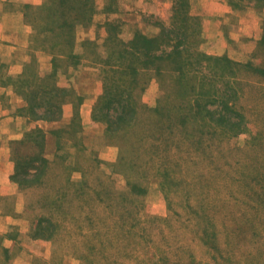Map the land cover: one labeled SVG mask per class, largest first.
Returning a JSON list of instances; mask_svg holds the SVG:
<instances>
[{
  "label": "rangeland",
  "instance_id": "1",
  "mask_svg": "<svg viewBox=\"0 0 264 264\" xmlns=\"http://www.w3.org/2000/svg\"><path fill=\"white\" fill-rule=\"evenodd\" d=\"M91 1L92 17L108 19L77 24L65 37L67 56L55 62L70 93L62 118L29 114L45 130L51 162L41 184L21 190L12 179L19 195L1 200L0 264H264V0L237 3L239 15L210 44L194 0H166L158 16L142 12L153 27L146 31L124 21L135 5ZM41 10H30L32 20ZM143 34L160 37L154 54L182 56L152 55L146 68L128 54L117 65L112 49L135 53ZM198 52L238 62L225 68ZM185 62L190 74L182 76ZM183 80L191 91L179 90ZM35 91L44 100L60 93ZM190 103L193 110L181 109ZM158 106L172 111L171 127ZM121 116L135 123L115 131ZM14 163L20 179L39 176ZM42 217L48 238L34 236Z\"/></svg>",
  "mask_w": 264,
  "mask_h": 264
},
{
  "label": "crops",
  "instance_id": "2",
  "mask_svg": "<svg viewBox=\"0 0 264 264\" xmlns=\"http://www.w3.org/2000/svg\"><path fill=\"white\" fill-rule=\"evenodd\" d=\"M249 1L194 0L195 4L200 6L199 12L206 22L205 36L207 39L205 44H210V37L223 38L225 34L223 30H220L221 25H225L228 23L227 20L239 15V11L234 9L237 3L247 6ZM99 2L102 5L106 3V0H99ZM118 2L125 6L135 5V8L128 7L125 10L124 21L132 22L133 25L145 29L144 31L152 30L153 27L146 25V22L143 21L142 12L162 15L164 6L168 4L166 0H118ZM50 4H53V1L0 0V202L3 198L19 195V186L12 181L15 171L12 142L25 137L28 130L38 125L37 122L31 120L27 113L29 100L26 94L18 89V84L24 80L25 83L27 82L29 63L34 58L38 60L37 65L41 73L55 69V56L52 50L44 49L46 46L43 47L42 44H37L35 41L39 30L35 27L30 14L32 8ZM253 4L252 1L249 6ZM101 5L100 7H102ZM248 8L249 14L257 11L252 6ZM133 11L136 12L133 13ZM99 16L100 13L93 15L87 24H90L92 19L94 23H97ZM107 16V13H103L99 19L105 20ZM228 35L232 37L231 43L226 44L230 49L235 39V33L229 32ZM77 40L80 42V39ZM229 49H225L224 52ZM210 52L218 53L211 50ZM57 76L59 79V72ZM58 84H61L60 81ZM42 124L40 125L42 126Z\"/></svg>",
  "mask_w": 264,
  "mask_h": 264
},
{
  "label": "trees",
  "instance_id": "3",
  "mask_svg": "<svg viewBox=\"0 0 264 264\" xmlns=\"http://www.w3.org/2000/svg\"><path fill=\"white\" fill-rule=\"evenodd\" d=\"M53 1V4L50 5H44V6H38L34 9L37 10L41 8V13L36 12V18L35 20L42 21V26L39 29L38 34L35 36V41H37V44H42L44 49L47 48L52 50V53L54 54V62H56L57 59H60V57L64 58L67 56L65 51L68 50V48H65V37H73L74 36V28L77 24H87L89 20L92 18L93 11V2L91 0H51ZM33 21V22H34ZM36 27V22L34 23ZM160 37H153L148 35H142L141 40L137 42V45H135V53H132L130 51H127L126 47L120 48H113L112 49V55L116 57L118 60L117 65H121L124 63V59H126V56L132 55L136 57V60L143 63L146 68H148V63L150 61L151 63V56L153 55L157 59H163V58H169L171 61L176 62V58L182 56V51L177 50L174 52H167V49L163 48L162 51L158 54H154L153 52L156 49H153V42H156ZM68 42V41H67ZM116 44V43H115ZM159 49V48H158ZM141 55H143L144 60H141ZM198 55L201 56V58L210 61L212 63L218 62H224L222 65H224L225 68L227 66H230V63L237 64L238 61H233L229 59L227 56H214V55H208L203 52H198ZM183 62V61H182ZM181 62V63H182ZM185 67L179 66L177 69L181 70L180 73L182 76L189 75L190 72L186 69L188 66V63L185 62ZM29 73H27L26 77V83L25 80L22 83L18 84V89L26 94V97L29 100V106L27 108V113L31 115V117L36 119H43V120H58L61 119L63 114V105L68 101L66 96H69L70 93L68 92V89L64 86H60L58 84V72H56V68L52 71H48L45 73H41L38 69L37 60L36 58L33 59L31 63H29ZM135 72L138 71V69H133ZM137 70V71H136ZM45 74V75H44ZM194 85L191 84L189 80H183L179 84V90L182 93H187L193 89ZM35 88L42 91V90H48L50 88H53L58 91V95H56L54 98L51 96L49 99L44 100L42 98H37L32 96L34 94ZM119 88V91H123L125 86H119L116 87ZM106 90L110 91L112 89H109L108 86H106ZM37 94V92L35 93ZM36 96V95H35ZM202 104V103H201ZM197 102V106H201ZM227 105V104H225ZM228 106V105H227ZM37 107H43L47 112H43V114L37 113L36 111ZM189 108L190 110L194 109L193 104H189L187 106H181V109L185 110ZM45 110V111H46ZM155 111L158 113V115L166 121L167 124H169V127L172 125V119H170L172 115V111L170 109H167L166 107L158 106L155 108ZM206 111V110H205ZM200 113L201 111H197ZM29 115V116H30ZM205 117V120L209 119L211 122H215L213 116L210 113H206L205 115H202ZM122 126L115 130L119 131L121 128H128L134 125V119L135 117L130 120L129 118H125L124 116H121ZM227 116L221 117L222 120H227ZM128 119V120H126ZM35 120V119H34ZM181 120L185 123L187 121L186 117L184 116ZM219 121V119H217ZM170 121V123H169ZM45 130L40 126H35L27 131L25 137L21 139L14 140L12 142V155L14 160L17 162V166H19V171L21 172V169H23L24 175L32 174L33 176L39 175L34 179H27L23 177L20 179L17 177L18 174L12 175V179L20 185L21 190H26L31 186L41 184L42 179L47 173L49 164L51 160L47 158L44 152V147L46 143V137H45ZM27 166V167H26ZM29 166V167H28ZM134 187H139L136 183L134 184ZM142 189V188H141ZM50 221L48 218H40L38 219V222L36 224V230L34 232V236L37 238H48L50 235H46V229L41 225V223Z\"/></svg>",
  "mask_w": 264,
  "mask_h": 264
}]
</instances>
